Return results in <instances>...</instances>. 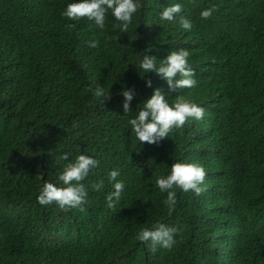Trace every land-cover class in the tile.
<instances>
[{
	"label": "trees",
	"instance_id": "1",
	"mask_svg": "<svg viewBox=\"0 0 264 264\" xmlns=\"http://www.w3.org/2000/svg\"><path fill=\"white\" fill-rule=\"evenodd\" d=\"M73 2L0 0V264H264V0H138L127 33L111 12L95 33L87 19L63 17ZM173 3L183 6L176 22L161 21ZM180 48L190 52L194 88L172 91L139 68L142 53L159 64ZM98 85L111 100L89 91ZM132 87L125 115L121 89ZM158 87L169 103L183 95L205 114L159 144H141L128 120ZM81 153L100 162L83 181L87 212L42 206L44 184H61ZM176 161L203 165L206 191L176 189L169 216L154 182ZM114 169L125 183L116 212L106 207ZM100 180L104 189L93 191ZM158 221L183 231L171 250L153 253L135 237Z\"/></svg>",
	"mask_w": 264,
	"mask_h": 264
},
{
	"label": "clouds",
	"instance_id": "2",
	"mask_svg": "<svg viewBox=\"0 0 264 264\" xmlns=\"http://www.w3.org/2000/svg\"><path fill=\"white\" fill-rule=\"evenodd\" d=\"M193 7H199L197 0H190ZM138 0H76L69 3L61 13L69 20L79 21L87 19L88 29L95 33L96 29L105 28L106 16L109 12L118 21L113 25L120 33H127L129 25L132 23L133 16L140 9ZM183 10L180 3H173L163 8L159 13L161 21L175 23L176 17ZM217 10L216 5L205 8L200 12L201 20H208ZM179 24L185 31H190L193 27L192 22L183 15L179 17ZM74 27V25H68ZM119 38V37H118ZM131 39V38H130ZM88 46L93 49L99 48V40L91 39ZM190 52L185 48L171 51L166 58L159 60L146 53H142L139 61V68L142 72H155L161 79L167 82L170 90L191 89L197 86L195 70L189 65L188 58ZM142 78L144 77L141 76ZM147 86H152V80L146 81ZM93 95L102 98L104 103L111 100L112 93L106 91L103 86L98 85ZM124 97L123 110L125 115L132 112L131 102L136 95V90L132 88H122ZM140 106V105H139ZM137 109V115L128 120L131 132L135 138L143 143L159 144L162 140L169 137L174 129H182L192 120H202L205 109L194 102L189 101L183 95H176L172 103L166 99V94L162 88H156L153 95L142 103V107ZM60 159L67 161L69 154L64 153ZM99 160L91 155L78 154L74 160L68 162L63 171L59 174L58 180L61 184L47 182L44 184L37 199L42 206L55 203L62 210L76 209L81 213H86L85 205L88 203V187L83 183L93 169L99 166ZM206 170L201 164L186 163L176 161L170 167L167 175L156 177L154 186L158 187L162 193H167L163 203L171 216L177 205L176 189H181L184 193L193 192L200 196L206 189L203 184L206 179ZM119 170H112L108 174V179L113 183V191L106 196V207L112 211H118L117 205L121 201L125 183L118 180ZM105 187L104 181L93 183V191H101ZM180 225H168L156 222L151 227H143L136 234V240L149 244L150 250L155 253L158 249L171 250L177 243L176 237L182 234Z\"/></svg>",
	"mask_w": 264,
	"mask_h": 264
}]
</instances>
